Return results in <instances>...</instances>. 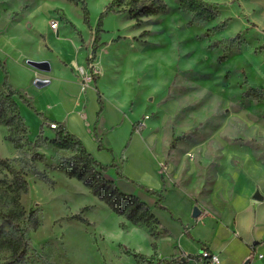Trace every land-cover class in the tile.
<instances>
[{"label": "rangeland", "instance_id": "obj_1", "mask_svg": "<svg viewBox=\"0 0 264 264\" xmlns=\"http://www.w3.org/2000/svg\"><path fill=\"white\" fill-rule=\"evenodd\" d=\"M109 1L0 3L5 26H16L17 48L38 58L51 59L52 54L40 48L37 39L53 20L57 21L58 32L75 38L77 45L81 44L80 32L87 43L90 31L95 34L101 30L96 46H103L107 52L100 63L102 69L95 65L97 72L91 73L103 92L99 110L103 109V99L123 105L126 117L141 127L156 159L161 158L163 163L170 160L178 166L184 161L185 171L195 169L194 179L182 176V186L194 188L208 166L218 161L222 173L234 174L248 167L245 160L237 161L246 154L255 160V175L260 174L264 169V102L241 98V94L249 88L264 89V0H204L218 12L205 24H190V14L178 9L177 0H163L166 12L143 17L139 25L126 13L100 18ZM83 7L88 12L86 22ZM215 26L220 30L207 32ZM224 39L232 42H222ZM213 41L221 43L210 49ZM219 57L224 60L218 62ZM4 77L0 68V85ZM15 100L23 123L14 118L15 129L0 124V264L12 260V250L4 241L8 220L20 229L34 226L25 235L27 243L17 264H136L132 250L157 246L162 258L151 256L142 264H156L158 260L180 264L175 259L178 255L170 257L171 253L178 254V248L160 241L157 245L161 233L154 219L133 224L126 217L130 207L123 206L125 202L116 192L104 195H111L110 203L116 208L124 207L123 214L100 197L103 189L98 176L146 207L149 197L154 196L129 180L125 187L130 190L134 186L141 193L136 196L124 192V185L117 182L124 177L118 176L114 166L98 176L84 173L77 178L83 170L77 151L53 147L54 135L47 118ZM7 137L22 146L14 149ZM98 149L112 155L110 150ZM18 178L24 186H18ZM258 185L261 189V181ZM159 214L160 219L167 218V213ZM179 229L178 222L171 232L177 235ZM189 247L196 249V245Z\"/></svg>", "mask_w": 264, "mask_h": 264}, {"label": "crops", "instance_id": "obj_2", "mask_svg": "<svg viewBox=\"0 0 264 264\" xmlns=\"http://www.w3.org/2000/svg\"><path fill=\"white\" fill-rule=\"evenodd\" d=\"M5 22L0 3V63L12 87L42 112L48 123L62 125L66 132L82 140L99 164L114 166L124 177L117 178L118 184L124 185V192L136 196L141 193L134 186L127 189L125 185H129V181L149 190L164 189L160 206L165 210L155 207V197H149L148 202L155 227L161 233L156 238L157 245L160 241L178 248V254L171 253L170 257L178 255L175 259L180 264H199L190 257H196L202 250L217 255L218 264H264V169L255 175L256 164L251 154L243 159L238 157L237 161L245 160L246 166L249 164L241 167V172L222 173L221 161H218L208 166L194 188L182 186V176L187 174L190 180L194 179L195 169L188 173L183 169L184 161L178 166L170 160L163 163L161 158L156 159L141 127L126 117L123 105L103 99L100 111L98 100L100 96L103 98V92L97 87L99 81L82 82L79 69L84 70L92 51V62L99 69L107 52L103 46L93 45L96 36L92 31L87 43L82 41L80 32L81 44L77 45L75 38L63 37L58 30L54 32L46 26L37 39L40 48L52 54L51 59L46 60L17 48L16 26H5ZM27 60L47 62L49 69L38 71L29 66ZM35 79L44 83L36 85ZM98 148L110 150L112 155L97 152ZM256 193L261 196L260 200L254 198ZM194 207L199 210L197 218L192 217ZM160 212L167 213V218L161 216L163 219H160ZM178 222L180 231L174 235L171 227ZM189 244L196 245L195 251ZM132 251L147 259L162 258L159 246ZM135 263L143 262L137 258Z\"/></svg>", "mask_w": 264, "mask_h": 264}, {"label": "trees", "instance_id": "obj_3", "mask_svg": "<svg viewBox=\"0 0 264 264\" xmlns=\"http://www.w3.org/2000/svg\"><path fill=\"white\" fill-rule=\"evenodd\" d=\"M178 9L187 12L191 16L192 23H201L205 24L212 20H214L218 14L216 7L213 4L207 3L204 0H177ZM167 5L163 0H110L109 3L105 6L103 12L100 15V18L108 14H117V13H126L128 14L136 23L139 25L141 23V18L150 17L154 15H158L166 12ZM83 15L84 21H87L88 12L85 7H83ZM220 30L219 26H215L211 29H208L207 32H217ZM101 30L97 29L95 32L96 38L94 39V46L97 43V35ZM206 34V36L208 35ZM222 42L231 43L232 39H224ZM221 41H213L211 45H209L210 49L216 48L220 45ZM94 59V51H92V58H89L87 61L91 62ZM224 57H219L218 62H222ZM0 68L4 70V80L0 85V124H6L12 126V121L15 118L17 123H23V118L19 115V106L15 99L18 102L25 104L28 108L32 109L36 114L38 112L35 108L30 104V102L23 96L21 92L15 90L8 83L7 72L2 67L0 63ZM241 98H253L255 100H260L264 102V89H253L249 88L241 94ZM7 112L9 115H7ZM39 115V114H38ZM47 121V120H46ZM17 125L12 126V128H16ZM53 133V139L51 140V144L53 147L60 150H69L74 149L77 151L78 158L82 163L83 170H81L77 174V178H81L84 173H89L91 176L93 175H101L109 168L113 166H102L99 164L87 151L85 150L81 140L66 132L62 125H58L56 129H50ZM10 140V138H6ZM13 144L14 149H18L22 146V144L18 140H10ZM119 177L123 178L121 174H118ZM101 180V190L102 193L100 197H105V202L111 205L112 209L118 211L119 213H124V207L128 205L130 208L126 212V217L133 223L136 224L144 219H154L153 215L150 212V209L146 207V205L135 198L132 195L124 196V194L119 193L115 188H112L111 182L104 180L101 176H98ZM19 179V178H18ZM17 179V180H18ZM18 186H24L25 182L21 179ZM142 190H144L148 195L157 197L158 200L155 203V207L158 209L165 210L164 207L160 206V203L163 200V189L159 191L149 190L143 186H139ZM97 190V189H96ZM106 192H116L118 198H121L124 207L116 208L110 203L109 196L106 195ZM105 194V195H104ZM9 217V216H8ZM11 217V215H10ZM8 232L5 234L4 241L8 245V247L12 250V260L10 262L4 264H17L19 262L20 257L23 255L25 250L24 246L27 241L25 240V235L27 231L32 230L34 226H27L26 228L20 229L18 224H13L12 221H7ZM136 258H139L142 262H147V259L140 255L134 254ZM149 262V261H148Z\"/></svg>", "mask_w": 264, "mask_h": 264}, {"label": "built area", "instance_id": "obj_4", "mask_svg": "<svg viewBox=\"0 0 264 264\" xmlns=\"http://www.w3.org/2000/svg\"><path fill=\"white\" fill-rule=\"evenodd\" d=\"M49 28L52 31H56L58 29L57 21L53 20L49 23ZM89 69H91L89 71ZM97 68H95V65L93 62H89L88 67L86 69H79V74L82 76V82H85V80L92 79L91 73L96 74ZM34 84L39 85L41 83H44L43 80L35 79L33 81ZM49 126V129H56L58 127V124L49 122L47 124ZM196 260L199 264H218V257L215 254H211L206 250H202L199 254L196 256ZM154 263V262H153ZM156 264H164V261L158 260Z\"/></svg>", "mask_w": 264, "mask_h": 264}, {"label": "water", "instance_id": "obj_5", "mask_svg": "<svg viewBox=\"0 0 264 264\" xmlns=\"http://www.w3.org/2000/svg\"><path fill=\"white\" fill-rule=\"evenodd\" d=\"M26 63L38 71H48V69H49V65L47 62H38V61L27 60ZM254 198L260 200L261 196L258 193H256L254 195ZM198 216H199V210L196 207H194L192 210V217L197 218Z\"/></svg>", "mask_w": 264, "mask_h": 264}]
</instances>
